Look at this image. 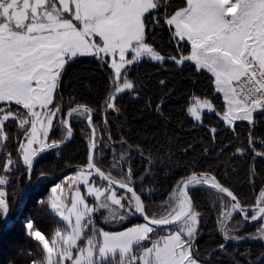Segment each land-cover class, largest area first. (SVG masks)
<instances>
[{"label": "snow or ice", "instance_id": "6c2138e0", "mask_svg": "<svg viewBox=\"0 0 264 264\" xmlns=\"http://www.w3.org/2000/svg\"><path fill=\"white\" fill-rule=\"evenodd\" d=\"M186 3L187 7L175 11L170 17L165 14V23L175 26L173 35L179 37L180 41L186 38L191 43V55L182 56L178 60L175 56H162L145 41L148 24L159 23L158 18L151 13L161 7H167L161 0H0V102H3V106H0V139L5 138V122H14L20 116L19 108L16 112L13 111V102L16 106L22 105L23 109L27 110L24 113L27 118L21 119L20 123V127L24 128L26 144L21 143L20 150L23 154V164L27 166L26 171L33 170L35 157L58 146L55 141H46L49 138L48 128L53 125V117L59 116L61 107L58 104L54 109L48 106L53 104V94L59 95L58 81L65 64L78 56H95L103 61L101 54H111L110 68L114 70L115 80L121 79L122 70L127 74L126 65H133L143 55L161 63L165 59L173 60L177 64L194 61L197 69H207L215 76L217 90L225 93L229 108L223 119L227 124L231 125L237 119L253 122L254 112L264 114V0H186ZM65 14H69L71 18H65ZM73 21L79 22L82 27H78ZM95 37H99L102 43H98ZM129 52L132 54L130 60L126 59ZM233 82L249 86L247 92L245 93L244 87L237 92L236 88L232 87ZM160 83L163 84L164 81ZM131 88L133 84L125 81L123 87H117L115 91L121 93ZM114 99L115 94L110 96L107 108L115 107L111 102ZM37 105L45 111H37ZM196 105L211 108L208 101H195L189 112L197 120L200 115ZM76 111L77 108H72L68 115L71 116ZM91 121L90 114L89 125ZM59 123L66 126V139L71 138L72 127L69 121L60 119ZM28 124L31 126L30 130L25 127ZM93 137L91 148L96 147L95 129ZM34 144L39 147L34 148ZM18 162L17 159L15 163ZM13 163L9 156L7 163L0 164V170L11 171L10 166ZM87 168L86 175L83 170L79 174L83 175L82 181L73 179L71 183L82 182L87 185L88 177L93 176L94 170L108 183V188L103 191L91 187L87 190L88 195L94 196L97 201L104 197L98 208L102 210L117 205L124 212L123 216L119 217L121 223L124 219L137 215L142 217L144 223L120 232L95 228L89 214H94L97 209L89 207L78 190L73 196L71 208L67 209L68 215H65L66 205L55 195L58 191H63V185L56 184L51 188L54 194L51 197V207L68 222L71 231L62 235L61 231L57 230L51 237L50 246L49 239L44 234L33 230L34 225L30 219L25 225L30 237L46 250L47 264H64L65 260H71V264H94L92 236L82 232L83 228L88 227H91L93 234L99 233L103 236L102 245L98 249L101 258L119 249L122 257L128 256L129 264H139L140 261L143 264H199L195 252L200 214L194 210L189 196V192L197 190V185H210L231 197L234 201L231 205L232 211L222 212V218H231L232 212H236L245 214L243 223L249 221L247 214L250 210L241 207L233 193L221 186L215 177L198 178L193 173L187 181L180 182L183 186L179 188L180 195L175 201V207L168 210L165 205L164 215L160 218H150L146 214L141 195H137L128 183L117 182L105 176L93 163L91 152ZM130 175L129 171V182ZM7 182L6 175H0V185ZM117 183L121 190L131 195L118 198L114 189ZM4 196L5 193L0 188V237L13 226ZM79 205H83V209L78 207ZM251 211L254 212L250 216L251 221L264 219V207ZM85 216L89 219L82 224ZM115 219L117 217L113 216V220ZM165 229L175 230H168L164 236L155 240L151 238L150 234ZM259 231L261 236H264V227ZM82 234L86 236L89 247L79 248L81 256L73 260L71 250L76 247ZM255 238L229 236L228 231L224 232L225 241ZM144 242L151 244V247H143ZM58 243H62L64 247H58ZM134 246L137 251L142 250V255L133 254ZM219 250L225 252V245L221 244ZM54 254L58 257L55 261ZM261 259L264 260V257ZM32 264L38 262L33 260ZM40 264H43V261ZM121 264H124L123 260Z\"/></svg>", "mask_w": 264, "mask_h": 264}, {"label": "trees", "instance_id": "16d2710c", "mask_svg": "<svg viewBox=\"0 0 264 264\" xmlns=\"http://www.w3.org/2000/svg\"><path fill=\"white\" fill-rule=\"evenodd\" d=\"M161 3H166L167 7L151 13L159 23L148 24L146 41L166 58L175 56L179 60L191 55L190 41H180L173 35L175 28L165 23L175 11L187 7L186 0H161ZM104 61L95 56H78L67 62L59 78V95L55 94L54 102L62 108L64 118L76 105H85L94 111L95 163L109 176L134 186L150 217L160 218L152 204L169 200L180 182L195 172L215 175L237 195L243 208L256 204L264 193V155H257L264 153V114L254 112L253 122L237 120L229 125L223 119L224 98L216 91L210 72L197 69L194 61L177 64L165 59L161 63L150 57L127 67L124 79L131 82L133 88L115 96V111L111 112L106 104L114 90V70ZM198 98L211 101L216 109V112L203 113L201 123L189 112ZM12 107L15 111L19 108L22 117L26 113L22 105L13 103ZM81 110L88 115L76 113L78 110L70 117V125L75 131L73 140L68 145L47 151L38 159L33 182L42 175H56L71 165L88 164L92 136L88 124L90 113ZM63 127H53L49 140H66V126ZM4 130L7 138L0 150V164L7 163L9 156L14 163L10 166L11 171L0 170V175H6L8 180L0 188L8 194L11 216L14 217L28 180L20 150L26 137L18 119L6 122ZM17 159L19 162L15 163ZM99 179L97 177V181L105 184ZM58 180L42 182L40 188L31 193L18 222L0 237V264L45 262L43 246L30 237L25 225L30 219L33 230H39L49 240L57 230H66V223L55 215L49 202L50 187ZM196 188L191 195L194 210L200 214L196 239L199 259L205 264H264L261 259L264 257V236L258 238L262 219L243 223L240 216H233L229 224L238 223L242 228L238 235L256 238L225 241L220 224L222 202L226 204L224 206H230L232 201L210 185ZM249 213L253 212L250 210ZM91 218L95 227L103 230H118L142 222L137 215L121 223L104 211L94 213ZM87 233H92L91 227ZM221 244L225 245L227 255L219 250ZM117 260L121 264L122 259Z\"/></svg>", "mask_w": 264, "mask_h": 264}, {"label": "rangeland", "instance_id": "374dc122", "mask_svg": "<svg viewBox=\"0 0 264 264\" xmlns=\"http://www.w3.org/2000/svg\"><path fill=\"white\" fill-rule=\"evenodd\" d=\"M57 7H59V5H57ZM73 7H74V5H73ZM174 14V13H173ZM65 18H71L70 17V15L69 14H65ZM74 23H76L77 24V26L78 27H82V25L79 23V22H76V21H73ZM174 28H175V26L174 25H172ZM98 43H102L101 41H100V39H99V37H95L94 38ZM186 39V38H185ZM187 40V39H186ZM145 41H146V36H145ZM146 43H148L147 41H146ZM149 44V43H148ZM150 46H152L151 44H149ZM153 47V46H152ZM101 56H103L104 57V60H106L107 62H109V64H111V60H112V57H111V54H101ZM144 57H149L148 55H143V56H141L140 58H139V60L138 61H140L142 58H144ZM117 60H118V55H117ZM126 59H132V54L129 52V53H127L126 54ZM128 66H130V65H126V67H128ZM205 70H207V69H205ZM212 74V73H211ZM213 75V74H212ZM214 76V75H213ZM214 78H215V76H214ZM125 81H127V80H125L124 79V70H122V76H121V79L120 80H115V78H114V90H113V93H112V95L113 94H115V96L116 95H118L119 93H116V88L117 87H123V84H124V82ZM59 82V81H58ZM127 82H129V81H127ZM215 86H216V83H215ZM232 87L233 88H236L235 87V82H233V84H232ZM127 90H130V89H126L125 91H127ZM216 91L218 92V93H221L222 94V96H223V98H224V101H225V104H226V107H225V112H224V114L228 111V108H229V104H228V100L227 99H225V93L224 92H220V91H218L217 90V87H216ZM55 94L56 93H54L53 94V104L52 105H49L48 107L49 108H53L54 109V106L55 105H57V103H55L54 102V98H55ZM198 101H201V102H203V101H208L209 102V104H210V106H211V108H206V107H201V106H199V105H196L197 107H198V109H199V115H200V119L199 120H197V119H195L191 114V117L195 120V121H197V122H199V123H201L202 122V115H203V113H205V112H209V113H212V112H216V109H215V107H214V105L212 104V102L211 101H209V100H204V99H197ZM196 100V101H197ZM112 103H114V100H112L111 101ZM14 103V102H13ZM195 104V103H194ZM194 104L191 106V108L194 106ZM59 105V104H58ZM0 106H3V102H0ZM12 106H13V104H12ZM233 107H235V105H233ZM13 108V107H12ZM36 110L37 111H40L41 113H43L45 110L44 109H41L40 107H39V105H37V108H36ZM109 110L111 111V112H113V111H115V109L114 108H109ZM14 112H16L15 110H13ZM81 111L82 110H80V111H78V112H76V113H81ZM26 112H27V110H26ZM84 113V115L85 116H87L88 115V113H86V112H83ZM224 114H223V117H224ZM22 114H21V112H20V116L17 118L18 120H19V123H21V119H24V118H27V117H25V116H21ZM66 115V114H65ZM60 119H65L64 118V116H63V112H62V108H61V112L59 113V116L58 117H53V125L51 126V127H49L48 128V132H49V135H50V133H51V129L53 128V127H61V128H64L63 127V125H60V123H59V120ZM235 121H237V120H234L233 121V123L235 122ZM6 123V122H5ZM30 124H28V125H25V127H27V126H29ZM5 126V125H4ZM31 127V126H30ZM37 127L39 128L40 127V125L38 124L37 125ZM29 130H30V128H29ZM66 132V131H65ZM4 136H5V138H3V139H0V150L3 148V145H4V143H5V141H6V138H7V133H6V131L4 130ZM66 137H67V133H66ZM41 138L43 139V137L41 136ZM50 139V136H49V138H48V140L46 141V143H51V142H53V141H51V140H49ZM67 140V139H66ZM56 142V141H55ZM96 142H97V138H96ZM25 144H26V140H25V142H24ZM33 147L34 148H38L39 147V145H36V144H34L33 145ZM87 172H88V170H83V173H84V175H86L87 174ZM81 173V170H74V171H71V172H69V173H67L64 177H62V179L60 178V180H58V182H56L55 184H53L51 187H50V195H49V202H50V206H51V197L54 195L52 192H51V188L52 187H54L56 184H62L63 185V191L62 192H57L55 195H57V196H59L60 197V201L64 204V205H66V207L64 208V214L65 215H68V211H67V209L68 208H71V205H72V200H73V196H74V194H75V192L78 190L79 191V193H80V195L82 196V197H84V200H85V203L89 206V207H92V208H94V209H97L96 211H95V213H98V212H105L106 214H108L110 217H112L113 218V216H116L117 217V219H115V220H118L119 219V217L120 216H123V214H124V212H123V210L120 208V206H117V205H111L109 208H107V209H99L98 208V206H99V204L103 201V199H104V197H101V199L100 200H95V198H94V196H89L88 195V188L89 187H91V188H94V189H100L101 191H103V190H105V189H107L108 188V184H106L105 182V184H103V183H101L100 181H97V176H95L94 175V173H93V176H91V177H88V180H89V183L87 184V185H85V184H83L82 182L81 183H71V180H73V179H79V180H83V175H79ZM99 180H101V179H99ZM119 181H123L122 179H118ZM123 182H126V181H123ZM182 186V184H180V185H178V188L176 189V193L174 192L173 194H172V197L169 199V200H167L166 202H161L160 204H158V203H156V204H152V208L154 209V210H156V211H158V213L160 214L159 216H162V215H164L165 214V205H167L168 206V210H171L172 208H174L175 207V201H176V199L179 197V188ZM198 186V185H197ZM196 186V187H197ZM115 189V188H114ZM115 191L117 192V197L119 198L120 196H124V195H128V196H130L131 194L130 193H126V192H124V191H120V190H118V189H115ZM219 192V191H218ZM106 194H109V193H106ZM110 203V202H109ZM224 205H226L224 202H222ZM222 204V211H221V213L222 212H231L232 211V209H231V205H232V203H231V205L230 206H224ZM263 205L264 204V193H262V195L258 198V200H257V202H256V204L255 205ZM78 207H80L81 209H83V205H79ZM52 208V207H51ZM52 210H53V212L55 213V215L58 217V218H60L62 221H64L65 223H66V230H59V231H61V233H62V235H66L68 232H70L71 231V227L68 225V222L67 221H65V220H63L62 219V217L59 215V213L57 212V211H55L53 208H52ZM250 210H252V209H250ZM258 210V209H257ZM198 213V212H197ZM254 214V212L252 213V214H250V213H248L247 215L250 217L251 215H253ZM89 215H93V214H89ZM236 215V212H232V217L233 216H235ZM232 217L231 218H227V217H221V215H220V224L223 226V229H222V231H223V233L225 232V231H228V235L229 236H237V237H252L251 235H246V236H244V235H238V233L237 232H240L239 230H241L242 228H239L238 227V223H234V225L232 226V225H230L229 223H231V219H232ZM242 218V217H241ZM89 219V217L88 216H85L84 217V220H82V224H84L87 220ZM243 219V218H242ZM72 221H73V225H74V223H75V216L73 215L72 216ZM224 221H226V223L224 222ZM262 221H263V227H264V219H262ZM250 222H253V221H250ZM142 223H144V221H142V222H139V223H136V224H134V225H130V226H128V227H125V228H122V229H118V230H104V231H109V232H120V231H125L127 228H131V227H135L136 225H138V224H142ZM197 227H198V230H199V223H198V225H197ZM89 228L90 227H88V228H83V230H82V232L84 233V234H87V235H91L92 236V239H93V249H92V251H93V255H92V260L94 261V264H118V260H117V258H120V259H122L123 260V262H124V264H129V258H128V256H123L122 257V255H121V253H120V251H119V249H117L116 250V252L115 253H112V252H109V253H107L103 258H101L100 257V255H99V251H98V249H99V247L102 245V242H103V236L101 235V234H99V233H95V234H93V233H87L88 231H89ZM95 228H97V227H95ZM97 229H101V228H97ZM168 230H175V229H165V230H157L154 234H150V236H151V238L153 239V240H155V239H157V238H159V237H162V236H164L165 234H166V231H168ZM43 234V233H42ZM84 234H82V236L80 237V239L77 241V245H76V247H74L71 251H72V259L74 260V259H76L77 257H80L81 256V253L79 252V248H81V247H83V248H85V249H87L88 247H89V245H88V243H87V238H86V236L84 235ZM259 237L258 238H261L262 236H261V234H260V232H259ZM231 240H240V241H243V240H250V239H230L229 241H231ZM84 241V242H83ZM49 242H50V246H51V240H49ZM58 247H64V245L62 244V243H58ZM143 247H151V244H149V243H147V242H144L143 243ZM45 252H46V250H45ZM133 254L134 255H137V256H139V255H142V250L141 251H137L136 250V248H135V246H134V249H133ZM84 255H86V253L84 254ZM195 255L199 258V254H198V250L196 249V252H195ZM47 257H48V254H47V252H46V259H45V262L43 263V264H47ZM58 259V257L54 254L53 255V260L55 261V260H57ZM114 261V262H113ZM64 264H71V260H65L64 261ZM133 264H135V262H133ZM139 264H143V262L142 261H140L139 262ZM199 264H205L201 259H199Z\"/></svg>", "mask_w": 264, "mask_h": 264}, {"label": "water", "instance_id": "95a60500", "mask_svg": "<svg viewBox=\"0 0 264 264\" xmlns=\"http://www.w3.org/2000/svg\"><path fill=\"white\" fill-rule=\"evenodd\" d=\"M73 108H77L78 110L83 109V110H86V111L91 110L90 112L88 111V112L91 114V117H93V115H94V111H93L90 107H88V106H85V105H76V106H74ZM71 109H72V108H71ZM71 109L68 110V112L66 113V116H65V120H68L69 123H70V117H71V116H69L68 114H69V112L71 111ZM73 113H74V112H73ZM73 113H72V114H73ZM72 114H71V115H72ZM237 120H239V119H237ZM88 124H89V122H88ZM89 126H90V128H91V132H92V136H91V142H92V141H93V138H94V137H93V129H95V127H94L93 124H92V121H91V125H89ZM74 136H75V131L72 129V137L69 138V139H67V140L57 142V145H58L57 147L68 145V144L73 140ZM96 138H97V131H96V129H95V143H96V147H95V148H91V147H90V152H91L92 157H93V163L95 164V166H96L97 168L100 169L101 172L104 173L105 176H108V177H110L111 179H113V180H115V181H117V182H121V181L116 180L115 178L109 176L108 174H106V173H105V172H104V171H103V170H102V169H101V168L95 163V152H96V149H97ZM51 143H52V142H51ZM90 144H91V143H90ZM49 150H51V149L46 150L44 153H46V152L49 151ZM90 152H89V153H90ZM44 153H43V154H44ZM43 154H40V155H38L37 157L34 158V162H33V170H32L31 172H28V180H27V184H26V187H25V190H24L23 196H22L21 204H20V207H19V209H18L17 214H16L14 217L11 216L10 205H9L8 198H7L8 194H7L6 190H3L4 193H5L4 199H5V201L8 203V206H9V212H8V215H9V217H10V218L12 219V221H13V226L18 222V220H19L20 217L22 216V214H23V212H24V210H25V207H26L27 201H28V199H29L31 193L34 192V191H36V190H38V189L40 188L42 182H44V181H46V180H49V179H60V178L64 177L67 173H69V172H71V171H74V170H88V168H87V165H88V164H86V165L75 164V165H71V166L66 167V168L63 169L60 173H58V174H56V175H42V176H40L35 182H33V172H34V167H35V165H36L38 159H39ZM93 173H94L95 176L99 177V176L94 172V170H93ZM195 174L197 175L198 178H199L200 176H204V177H208V178L215 177V180H216L221 186H223V187L227 188L229 191H231V192L233 193V195L236 197V200L240 203L239 198L237 197V195H236V194H235L230 188H228V187L225 186L223 183H221V182L218 180V178H217L215 175H213L212 173H209V172H195ZM191 175H192V174H191ZM191 175H189L188 177H186L184 181H187ZM99 178H100V177H99ZM100 179H101V178H100ZM101 180H102V179H101ZM102 181L105 182L106 184H108L106 181H104V180H102ZM128 186L131 187V188L133 189V191H135V192L137 193V195H140L134 186H132V185H128ZM182 186H183V185H182ZM182 186H181V187H182ZM114 188H115V189H118V190H120V191H124V192H126L125 190H121V189L119 188V183H117V184L114 186ZM217 191H218V190H217ZM179 194H180V193H179ZM223 194H225V195L227 196L226 193H223ZM189 196L191 197V201H192V204H193V206H194V202H193V199H192L191 192H189ZM229 198H230V200L232 201L231 197H229ZM141 200H142V203L145 205V202H144L142 196H141ZM232 203H234V201H232ZM240 206L243 207V206L241 205V203H240ZM260 207H264V204L261 205V206L257 204V205H254V206L248 208V209H249V210H250V209H258V208H260ZM145 208H146V205H145ZM146 214L148 215L147 211H146ZM236 215H238V216L244 218V215H245V214H244V213H236ZM149 217H150V216H149ZM139 218H140V220L144 221V220L142 219V217L139 216ZM150 218H151V217H150ZM250 221H251V220H250V217H249V221H248V222H250ZM13 226H12V227H13Z\"/></svg>", "mask_w": 264, "mask_h": 264}, {"label": "built area", "instance_id": "2783aa9c", "mask_svg": "<svg viewBox=\"0 0 264 264\" xmlns=\"http://www.w3.org/2000/svg\"><path fill=\"white\" fill-rule=\"evenodd\" d=\"M244 80V78H242V81ZM235 87H236V90H237V92H240V89H241V87H244L245 88V93L247 92V88L249 87V86H247V85H243L241 82H235ZM243 95V94H242ZM242 98V97H241Z\"/></svg>", "mask_w": 264, "mask_h": 264}, {"label": "crops", "instance_id": "0c3cea01", "mask_svg": "<svg viewBox=\"0 0 264 264\" xmlns=\"http://www.w3.org/2000/svg\"><path fill=\"white\" fill-rule=\"evenodd\" d=\"M214 80H215V78H214ZM253 116H254V113H253Z\"/></svg>", "mask_w": 264, "mask_h": 264}]
</instances>
